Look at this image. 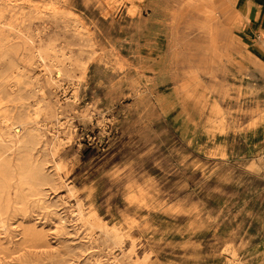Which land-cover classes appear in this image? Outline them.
<instances>
[{"label":"rangeland","instance_id":"rangeland-1","mask_svg":"<svg viewBox=\"0 0 264 264\" xmlns=\"http://www.w3.org/2000/svg\"><path fill=\"white\" fill-rule=\"evenodd\" d=\"M230 11L0 0V264H264V38Z\"/></svg>","mask_w":264,"mask_h":264},{"label":"crops","instance_id":"crops-1","mask_svg":"<svg viewBox=\"0 0 264 264\" xmlns=\"http://www.w3.org/2000/svg\"><path fill=\"white\" fill-rule=\"evenodd\" d=\"M230 28L238 47L256 51L264 38V0H229Z\"/></svg>","mask_w":264,"mask_h":264},{"label":"bare ground","instance_id":"bare-ground-1","mask_svg":"<svg viewBox=\"0 0 264 264\" xmlns=\"http://www.w3.org/2000/svg\"><path fill=\"white\" fill-rule=\"evenodd\" d=\"M4 41V40H3ZM1 47V46H0ZM5 52V51H4ZM3 54V53H2ZM8 55V54H7ZM16 126H22L21 125V123H17V125ZM15 126V127H16ZM15 131H18V132H20L21 131V127L20 128H17V129H15ZM1 132V131H0ZM1 155V154H0ZM16 156V155H15ZM19 156V155H18ZM26 162V161H25ZM9 165V159L7 158V157H2L1 159H0V169H3L4 167H6V166H8ZM23 165V164H22ZM16 167V166H15ZM18 168V167H17ZM30 168V167H29ZM27 169L28 171L30 170V169ZM26 169V168H25ZM31 169H32V167H31ZM36 169V168H35ZM20 170V168L19 169H17V171H19ZM27 170H26V172H27ZM26 172H24L26 175H27V173ZM32 172V171H31ZM19 173V172H18ZM23 173V174H24ZM29 173V172H28ZM37 174V173H36ZM40 174V173H39ZM29 175H31L32 176V174L30 173ZM29 175H27L26 177H23L22 176V180L24 181V182H29V180H30V177H29ZM33 177V176H32ZM21 180V179H20ZM20 182H22V181H20ZM18 202V201H17ZM58 235V234H57Z\"/></svg>","mask_w":264,"mask_h":264}]
</instances>
